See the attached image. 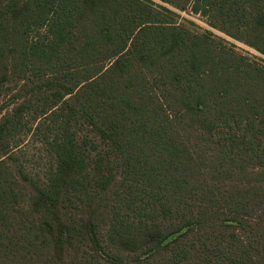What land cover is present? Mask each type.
Segmentation results:
<instances>
[{
    "label": "trees",
    "instance_id": "1",
    "mask_svg": "<svg viewBox=\"0 0 264 264\" xmlns=\"http://www.w3.org/2000/svg\"><path fill=\"white\" fill-rule=\"evenodd\" d=\"M152 3L0 0V264H264V0Z\"/></svg>",
    "mask_w": 264,
    "mask_h": 264
},
{
    "label": "rangeland",
    "instance_id": "2",
    "mask_svg": "<svg viewBox=\"0 0 264 264\" xmlns=\"http://www.w3.org/2000/svg\"><path fill=\"white\" fill-rule=\"evenodd\" d=\"M152 4H158L159 0H152ZM149 4V3H148ZM150 5V4H149ZM153 7L157 8L155 5H152ZM171 9L175 10L173 14H168L167 17L175 22H183V21H189L187 23L190 26V29L197 31V32H203L206 31L211 35V37L214 39V41L226 47V49L233 51L236 54H239L248 60L258 63L259 65L264 66V55L256 51L251 46L240 42L216 29L211 28L207 25L206 18L199 14H194L189 12L188 8H185L183 10L174 9L171 7Z\"/></svg>",
    "mask_w": 264,
    "mask_h": 264
}]
</instances>
